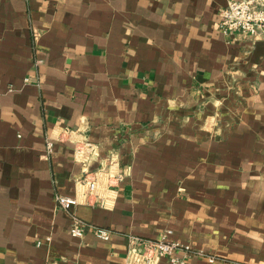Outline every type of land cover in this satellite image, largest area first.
<instances>
[{"label": "crops", "instance_id": "crops-1", "mask_svg": "<svg viewBox=\"0 0 264 264\" xmlns=\"http://www.w3.org/2000/svg\"><path fill=\"white\" fill-rule=\"evenodd\" d=\"M227 1L0 0V264H127L164 231L264 264V40L218 28ZM100 167L71 236L54 194Z\"/></svg>", "mask_w": 264, "mask_h": 264}, {"label": "built area", "instance_id": "built-area-1", "mask_svg": "<svg viewBox=\"0 0 264 264\" xmlns=\"http://www.w3.org/2000/svg\"><path fill=\"white\" fill-rule=\"evenodd\" d=\"M217 26L224 34L237 33L252 41L264 40V0H228L218 12ZM51 146L52 143L47 141L48 152ZM120 179L121 176L112 172L109 167H100L85 172L78 179L82 190L77 194L69 196L55 192L54 198L58 207L70 213L71 236L81 237L86 227V224L74 214L73 208L80 203L104 206L106 201L101 190L112 187L113 183ZM92 228L97 238L102 240L109 238L110 229L100 226ZM168 233L169 231L161 232L155 238L128 235L125 253L127 264H158L161 259H165L167 264H187V259L191 255H203L201 250L194 249L189 244L168 240ZM40 243L37 241L38 245ZM208 260L213 261V258L209 257Z\"/></svg>", "mask_w": 264, "mask_h": 264}]
</instances>
